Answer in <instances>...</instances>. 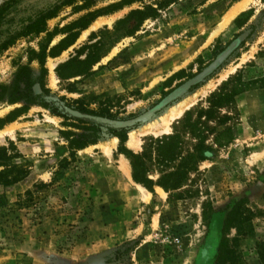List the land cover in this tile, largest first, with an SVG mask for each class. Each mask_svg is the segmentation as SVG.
Instances as JSON below:
<instances>
[{
  "label": "rangeland",
  "instance_id": "obj_1",
  "mask_svg": "<svg viewBox=\"0 0 264 264\" xmlns=\"http://www.w3.org/2000/svg\"><path fill=\"white\" fill-rule=\"evenodd\" d=\"M62 1L0 4V133L15 127L0 148L21 155L11 166H31L24 181L0 186V264H215L224 238L236 264H262L264 0L221 31L241 0H76L23 36V20ZM99 19L111 23L92 29ZM185 103L168 134L141 133ZM150 112L128 130L103 125ZM133 155L154 183L189 172L177 190L150 193L133 181ZM230 214L247 219L248 237L224 226Z\"/></svg>",
  "mask_w": 264,
  "mask_h": 264
},
{
  "label": "trees",
  "instance_id": "obj_2",
  "mask_svg": "<svg viewBox=\"0 0 264 264\" xmlns=\"http://www.w3.org/2000/svg\"><path fill=\"white\" fill-rule=\"evenodd\" d=\"M134 0H131V2H133ZM138 1V0H135ZM74 2H76V0H63L62 3L61 2H57L55 5H51L48 6L47 8L41 9L39 11H36L32 16L28 17L27 19L23 20V36H27L30 34H39L44 32V24L48 19L54 18L56 17V14L59 10L58 5L61 4V6H69L72 5ZM93 17H100L103 14H92ZM90 15V16H92ZM138 16H143L142 13L136 11L134 13H132V15L130 16L131 18H135ZM129 19V18H128ZM92 21V20H91ZM143 21V20H142ZM120 24H122V22H120ZM22 36V35H21ZM221 60V59H219ZM99 62V59H93V58H88L86 60V63L89 65H95ZM71 64V62H70ZM70 64H66L65 67H68ZM60 71V70H59ZM22 74H26V70L22 71ZM72 77H68L67 79H70ZM32 85L28 86L27 89L29 88L31 90ZM28 89V90H29ZM29 90V91H30ZM19 92V91H18ZM31 101L32 99H29V97H19L16 98L15 100H13V102H18V101ZM175 138H171V139H164L160 142V144H165V146L173 141ZM80 145H76V148H79ZM159 148V147H158ZM81 149V148H80ZM160 149V148H159ZM9 150L10 149H6V148H0V169H4V171L0 172V186L3 187H11L14 186L22 181H24L30 174V164L26 165H21V166H11L10 162H12V160L14 159H21V155L18 154V152H16L14 155H9ZM174 157V154L172 151H165L164 148H161L159 153H158V158L161 159L163 162H169L172 160V158ZM131 162H132V171H133V181L138 184L143 186L147 191H149L150 193H153V189L154 187H159L161 189H163L166 192H170V191H174L177 190L178 188H180V186L183 184L187 173L189 172V169L186 167H183L185 169V172H181L180 170H176V172L173 173H165V171L161 172L162 173V177L156 182L154 183L153 181L149 180L147 175L149 173V171H146L141 165H139V161L141 159V156H130L129 157ZM191 159H195L194 161L201 162L204 161L205 159L198 155V156H193L191 157ZM247 220V219H245ZM245 220L243 221V219H237L236 217H232L231 214L228 215V217L226 218L225 221V225L226 227H234L236 229V231L238 232V236L246 238L249 235L247 233H244L242 230V224H244ZM234 225V226H232ZM237 242V238L233 240V243ZM229 251V258L227 260H229L233 255L234 252L231 250H229V246H228V240L227 239H223L220 243V250H219V254L216 258V262L215 264L219 263L222 259V255L224 252L228 253ZM257 253H258V257L259 260L261 261L262 264H264V244H258L257 245ZM227 260L225 261L227 263ZM224 262V263H225ZM230 263L231 264H236V258H232L230 259Z\"/></svg>",
  "mask_w": 264,
  "mask_h": 264
},
{
  "label": "bare ground",
  "instance_id": "obj_3",
  "mask_svg": "<svg viewBox=\"0 0 264 264\" xmlns=\"http://www.w3.org/2000/svg\"><path fill=\"white\" fill-rule=\"evenodd\" d=\"M251 1L252 0H241L240 2H238L237 4H235L231 9H229V11L227 12V14L223 18L222 23L220 24L219 31H221L222 29H224L230 23L231 20H234V18H236V16L238 14H240L243 11H245L249 7V5L251 4ZM110 23H111V21H107L105 19H99L92 26V29H96L98 27H101L103 25L110 24ZM216 34L217 33H215V35ZM51 68L53 69L54 67L51 66ZM185 105H187V103L176 105L177 107L175 106L169 112L165 113L162 117L159 118V120H157L153 125H150L147 128V130H144L141 133H145V134L146 133H153L154 135H158V136L159 135L168 134L169 131H170V124H171V122L173 120H175V118H177L178 116H180V114L183 112V110L185 108ZM13 128H15V127H13ZM13 128L12 129H9V130H7L5 132L0 133V139H2L5 135H11L12 132H13ZM136 135L137 134L135 132H131L129 134V139H128L127 143H126V146L130 150H136V149H138V147H140L139 146V140L137 139V136ZM116 143H117V140H114L112 143L107 144L105 146H102L103 147L102 149H103L104 153L107 154V155H110V152L112 150L111 148L114 149V146H115ZM124 165H122L123 171H125ZM137 188L139 189V191H142V193L143 192L145 193V194H143L144 195V201L145 202H148L150 200V193H148L147 191H145L140 186H137ZM158 190H160V189H158Z\"/></svg>",
  "mask_w": 264,
  "mask_h": 264
},
{
  "label": "water",
  "instance_id": "obj_4",
  "mask_svg": "<svg viewBox=\"0 0 264 264\" xmlns=\"http://www.w3.org/2000/svg\"><path fill=\"white\" fill-rule=\"evenodd\" d=\"M3 0H0V4L2 3ZM212 66V65H211ZM210 66V67H211ZM209 67V68H210ZM209 68L206 70L208 71ZM211 71L207 72L206 74L210 73ZM186 87V88H185ZM185 89H187L189 87V85H185ZM64 114H67L68 116H71V117H75V118H81V116L78 114V113H73V112H70L68 110H64ZM154 114V112H150L148 113L147 115L139 118L138 120H130V121H126V122H121V123H114V122H106V123H103V125H105L107 128L109 129H112V130H128V129H131L133 128L138 122H144L148 119V116H152ZM82 119H85V118H82Z\"/></svg>",
  "mask_w": 264,
  "mask_h": 264
},
{
  "label": "crops",
  "instance_id": "obj_5",
  "mask_svg": "<svg viewBox=\"0 0 264 264\" xmlns=\"http://www.w3.org/2000/svg\"><path fill=\"white\" fill-rule=\"evenodd\" d=\"M127 171H128V173H125V175H127V176H129V177H130L131 170H130V169H128ZM89 176H90V173H89ZM89 178H90V177H89Z\"/></svg>",
  "mask_w": 264,
  "mask_h": 264
},
{
  "label": "flooded vegetation",
  "instance_id": "obj_6",
  "mask_svg": "<svg viewBox=\"0 0 264 264\" xmlns=\"http://www.w3.org/2000/svg\"><path fill=\"white\" fill-rule=\"evenodd\" d=\"M110 131H112V130H109L108 133H110Z\"/></svg>",
  "mask_w": 264,
  "mask_h": 264
}]
</instances>
